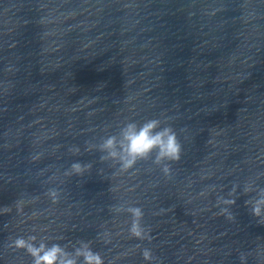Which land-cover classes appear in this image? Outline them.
I'll list each match as a JSON object with an SVG mask.
<instances>
[{"label":"water","instance_id":"obj_1","mask_svg":"<svg viewBox=\"0 0 264 264\" xmlns=\"http://www.w3.org/2000/svg\"><path fill=\"white\" fill-rule=\"evenodd\" d=\"M153 118L182 146L168 176L100 159L102 138ZM258 188L264 0H0V264H32L11 246L28 236L104 264H264Z\"/></svg>","mask_w":264,"mask_h":264},{"label":"clouds","instance_id":"obj_2","mask_svg":"<svg viewBox=\"0 0 264 264\" xmlns=\"http://www.w3.org/2000/svg\"><path fill=\"white\" fill-rule=\"evenodd\" d=\"M93 147L103 153L101 160L115 161L122 171L134 168L140 161L151 160L153 165L160 167V171L165 176L170 174V164L180 160L182 151L177 132L171 126H163L157 118L140 124L135 121L126 122L117 134L102 138L100 143ZM75 151L78 152L79 149ZM91 167V163L74 162L70 166V173L82 175ZM255 192V196L245 203L250 204L253 217L264 218V188L255 189ZM48 195L55 203L58 198L56 190H49ZM222 202L226 205L235 203L234 200ZM121 210H126L132 217L130 234L137 239H145L147 234L141 226L143 210L136 206L116 209V211ZM221 213H227L228 217L232 218L227 207L222 208ZM11 246L16 250H23L31 257L32 264H104L100 253L93 251L89 243L85 241L78 242L69 250L66 246L57 243L49 245L43 240L37 242L35 236H28L27 238L17 237L12 241ZM142 255L146 261L152 259L149 249H144Z\"/></svg>","mask_w":264,"mask_h":264}]
</instances>
